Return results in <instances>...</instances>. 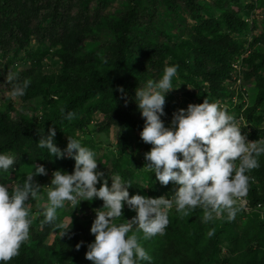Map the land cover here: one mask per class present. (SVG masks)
<instances>
[{
  "label": "trees",
  "instance_id": "trees-1",
  "mask_svg": "<svg viewBox=\"0 0 264 264\" xmlns=\"http://www.w3.org/2000/svg\"><path fill=\"white\" fill-rule=\"evenodd\" d=\"M34 1L42 3L36 8H29L24 0H0V61L10 55L8 52L12 46H18L13 53L10 52L11 57L7 58L4 66L20 77L17 80L12 78L9 90L27 79L31 83L23 97L39 95L34 91L38 84L34 73H38L44 58L52 52V44L64 48L55 55L63 68L88 64L91 75L84 87L80 86V91L67 94L68 100L64 105L55 111L43 112L26 126L9 125L4 107L9 110L10 103L0 99V153L16 157L14 169L0 172V183L12 182L13 187L21 186L25 177L34 171V166L39 165H43L48 172L47 176L34 178L41 185H49L56 170L74 171L73 159H56L47 149L37 146L40 136L47 135L48 129L55 127V143L61 150L67 147L68 137L80 140L83 146L95 152L99 170L108 177L119 174L131 183L130 196L139 193L171 199L178 186L172 182L164 186L151 171L143 169L147 163L144 154L150 151L152 145L141 140L140 132L145 120L135 101V90L144 87L149 79H161L164 68L171 65H178V72L172 81L176 89L172 90L173 94L168 93L169 98L166 97L165 116L162 117L165 126L171 125L177 110L186 109L192 103L202 104L206 99L210 103H218L233 115L242 129V135L247 134L248 141H264V21L261 24L262 34L249 45L251 53L241 58L240 62V66H245L242 83L248 89L244 90L241 85L237 90L232 79V61L245 52L247 46L239 40L253 29L249 31V24L236 14L231 16L220 12L218 5L224 2L232 4L233 0H183L181 3L189 11V17L179 15V7L174 3L176 0H163L165 8H168L165 18L155 15V9L150 5L157 0H124L127 11L120 16L102 15L117 0ZM93 1L96 2V9L90 11L89 4ZM261 6H264V0ZM75 9L77 13L73 16ZM39 10H47V17L32 28L33 13L37 15ZM170 19L178 22L180 32L177 34L171 33ZM105 31L110 32L112 37V42L106 45L107 53L99 57L95 53L81 56L80 45L85 37ZM137 31H142L144 38H140ZM198 57L211 63H197ZM26 63L30 64L29 69L20 70L21 65ZM118 87L125 89L127 97L122 98L116 90ZM178 92L183 98L175 102L172 97ZM68 112L75 113L73 119H66ZM96 112L103 117L100 123L94 122ZM112 128L116 129V146H103L100 134L107 135ZM259 165L247 173L250 181L244 198L248 208L237 205L240 210L235 217L251 218L253 233L258 240L256 244L247 241L244 245L240 241L233 232L236 222L229 221L226 213L219 220H212L211 226H208L202 208L191 211L193 219L190 220L178 213L174 206L168 213L169 224L164 234L158 237L159 244L146 249L152 257L151 264H264V218H260L256 211L259 208L264 210V155L259 157ZM108 184L110 187V179ZM99 187L100 183L97 184ZM35 204L30 209V239L22 244L19 255L8 264H58L54 257L63 259L57 254L62 250L71 256L62 264H70L74 253L83 249L81 246L77 250L76 246L84 243L79 234L83 232L84 225L78 223L76 214L83 208L107 210L102 209L104 202L98 198L82 201L69 210L58 209V223L65 216L73 219V223L65 229L71 228L68 236L61 238L54 224L41 223L44 216H36L40 200H36ZM123 211L124 216L115 218L113 223H124L134 213L127 206ZM216 221L223 223L218 229L214 225ZM209 232H212L211 236ZM136 234L141 241L142 237ZM141 264L148 262L142 261Z\"/></svg>",
  "mask_w": 264,
  "mask_h": 264
},
{
  "label": "clouds",
  "instance_id": "clouds-1",
  "mask_svg": "<svg viewBox=\"0 0 264 264\" xmlns=\"http://www.w3.org/2000/svg\"><path fill=\"white\" fill-rule=\"evenodd\" d=\"M177 72L178 65L166 66L161 79H149L144 87L135 90V101L145 120L140 137L144 143L152 145L144 154L147 163L143 169L151 171L164 186L170 182L178 186L171 199L139 193L130 196L131 183L119 174L108 177L99 170L95 152L83 146L80 140L68 137L67 147L61 150L55 143V127L39 138L37 146L47 149L56 159L75 161L72 173L63 170L52 173L50 184L45 186L48 205L43 210L41 223L54 224L63 238L71 228L65 230L64 223L57 222V213L66 202L75 207L82 201L98 198L104 202L102 209H107L96 211L90 228L95 239L87 245L85 259L91 264H141L142 261L151 264L152 257L136 233L142 232L144 240L163 235L169 224L168 213L174 206L184 215L202 208L205 222L225 213L231 221L240 210L237 205L248 208L244 198L250 181L247 173L260 166L264 141H248L236 118L218 103L206 99L202 104H189L186 109L177 110L171 125L165 126L162 117L165 116L166 94L176 89L172 81ZM30 83L26 79L16 84L10 95L23 97ZM116 90L122 98L127 97L123 87ZM74 116L75 113L68 112L66 119ZM14 165L15 155L0 153V172L14 169ZM47 175L46 168L39 165L34 166L21 186L0 183V264H8L19 255L22 244L30 239V201L44 188L34 178ZM125 206L136 215L125 223H113L115 218L124 216ZM82 244L76 246L77 250Z\"/></svg>",
  "mask_w": 264,
  "mask_h": 264
},
{
  "label": "rangeland",
  "instance_id": "rangeland-1",
  "mask_svg": "<svg viewBox=\"0 0 264 264\" xmlns=\"http://www.w3.org/2000/svg\"><path fill=\"white\" fill-rule=\"evenodd\" d=\"M183 0H176L174 3L179 7L178 13L179 15H182L183 17H189V12L184 4H182ZM263 0H233L232 4H229L227 2H224L218 7H220V12L222 14L227 15H237L243 20L245 23L249 24V31L253 29V31L250 34H247V36L243 39H240L239 43L245 44L246 50L243 52L240 57H235L232 61L231 68L232 71V79L236 83V88L239 90L241 85H243V89H248V87L243 84L241 76L244 72V65L240 66L241 58H245L251 53V48H249V45L252 44L254 38L256 36H259L262 34V21H264V6H261ZM25 4L29 8H36L37 5H40L42 1H34V0H24ZM182 2V3H181ZM16 7V3L14 4ZM152 8L155 9V15H162L164 18L166 17V10L168 8H165L166 3L164 4L163 0H157L156 3H150ZM251 7H253V11H251ZM215 10V7H213ZM96 9V2L93 1L89 4V10L94 11ZM126 1L124 0H117L115 3L111 4L108 9L102 14H111L120 16L123 15L126 12ZM77 13V9L72 11L73 16ZM47 17V10H39L38 14L35 15L33 13V18L30 22V27H35L37 24L45 20ZM176 15L173 14V19H175ZM218 19V18H217ZM47 20V19H46ZM166 21V19H165ZM170 23L172 25L171 33L177 34L180 32L177 28L178 22H173L170 19ZM193 23V22H192ZM258 27V28H254ZM136 31V30H135ZM134 31V32H135ZM133 32V33H134ZM140 32V31H137ZM247 33V31H246ZM149 35V36H148ZM148 37H150V34L148 33ZM146 37V36H145ZM140 38H144L142 35V31L140 32ZM145 40V39H144ZM236 40V39H235ZM33 41V40H32ZM107 42H112V37L110 36V32L105 31L96 35H87L85 39L81 42L80 49L82 51V55H88L89 53H95L97 57L99 55H102L104 53H107L108 45ZM213 44V43H212ZM7 47V46H6ZM18 48L17 44L15 46H12L10 48V52H14ZM64 48L56 46L55 44H52V52L49 53L47 57L44 58L42 63L40 64V67L37 69L38 73H34L35 79L38 82L37 89H35V92H38L39 95H26L25 97L20 98H13L10 95V91L8 88L9 83H11L12 78L17 80L20 77H17V75H14L12 73L11 68H5V63L7 62V58L11 57L10 52H8L10 55L5 57V60L0 61L1 66V76H0V99H4L7 103H10V108L8 110L7 106L4 107V112H7V119L9 121V125H18L22 127L23 125H28L29 122L33 121L34 119L38 118L42 115L43 112H52L56 109L60 108L62 105H64L67 100V94L73 91L79 90L80 86L81 88L84 87L86 79H88L91 75V69H89L88 64H76L74 67H70L69 69L63 68L62 64L59 63V61L55 58V55L60 53ZM53 54V56H52ZM3 58V56H2ZM197 58V57H196ZM200 58V57H198ZM76 60V57L74 58V61ZM197 63L201 64H207L208 62L211 63V61L207 60L204 61L202 58L196 59ZM207 62V63H206ZM66 65V64H65ZM30 64L26 63L21 65L20 70H26L29 69ZM189 89H191L189 87ZM242 89V90H243ZM244 89V90H245ZM173 94V91L169 92ZM170 95L168 93L166 94V97L169 98ZM171 98V97H170ZM173 100L180 102L182 100L181 93L178 92V94H175V96L172 97ZM196 104V103H192ZM103 117L99 112H96L95 114V123H100L102 121ZM103 142V146L107 145V147L110 146H116V129L112 128L110 132L105 135V133H101L99 137ZM109 168V166H108ZM12 183V182H11ZM10 183V185H11ZM41 185V184H40ZM42 188L39 195L30 201L31 206L35 204L36 200H40L41 204L40 207L37 209V217H41L43 215L44 208L48 205V199H47V187L48 185H41ZM36 205V204H35ZM72 205L68 202L65 203V210L71 209ZM107 211V210H106ZM96 211L90 210L88 208H83L79 213L76 214V217L78 218V223H83L84 230L80 234V238H84V243L82 244L83 249L81 251L74 253L73 259L70 261V264H91L90 261L85 259V253L87 251V245L88 240L92 243L94 242L95 237L90 233L91 224L94 219L96 218ZM202 212L204 210L202 209ZM201 213V212H200ZM258 214L260 215V218H264V210H258ZM136 213H133L132 216L125 219L131 220L133 216H135ZM184 215V214H182ZM188 219L192 220L193 215L191 212H189L187 215H185ZM216 219H220V217H217ZM71 219L70 216H65L61 220L62 223L65 225V229H68V227L71 225ZM236 223V227L233 228V232H235L236 236L240 238V241L242 240L243 244L247 241L251 243L254 242L255 244L258 242L256 239V235L253 233V225L251 218H235L233 219ZM124 222V223H125ZM73 223V222H72ZM212 221H208L207 225L211 226ZM223 223L216 221L214 225L217 226V229L221 227ZM82 225V224H81ZM135 231V229H134ZM142 237V244L145 246V249H148L150 247H155L159 244L160 241H158V237H161L162 235H156L155 237L144 240L143 239V233L137 232ZM132 234V233H131ZM161 241L163 239H160ZM164 241V240H163ZM52 240L49 241V245ZM241 243V242H240ZM253 243V244H254ZM252 244V243H251ZM264 251V250H263ZM223 252H225L223 250ZM63 259H58V257H54V261L58 264L64 263V260L70 259V253L66 250H62L59 253H57Z\"/></svg>",
  "mask_w": 264,
  "mask_h": 264
}]
</instances>
